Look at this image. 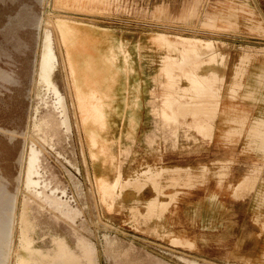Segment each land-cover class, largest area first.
I'll return each mask as SVG.
<instances>
[{"label": "rangeland", "instance_id": "1", "mask_svg": "<svg viewBox=\"0 0 264 264\" xmlns=\"http://www.w3.org/2000/svg\"><path fill=\"white\" fill-rule=\"evenodd\" d=\"M54 2L0 0V264L14 263L20 206L33 248L41 254H19L30 255L34 264H264V153L249 147L245 130L240 136H223L236 128L233 118L246 116L247 128L264 117V109L253 111L257 96H264V0H70L64 9ZM47 16L75 19L113 41L110 51L104 45L95 50L101 62L93 58L96 72L106 78L104 56L110 54L111 77L101 80V89H75L67 66L70 48L60 42L62 55L59 36L50 29L65 125L54 108L55 96L38 84L40 27ZM215 16L218 20L211 23ZM148 37L157 55L145 49ZM188 38L202 44L190 46ZM216 51L224 62L202 68ZM244 55L250 57L244 87L231 97L233 73ZM209 70L223 76L212 140L186 125L176 135L166 131L153 109L176 107L179 82L186 86L177 107H195L210 88L198 73ZM79 104L89 116L112 119L105 163H91ZM121 107L131 109L130 124L136 119L137 128L121 125ZM35 110L29 145L40 152L44 187L40 194L30 191L22 197V159ZM159 168L179 173L154 171ZM187 173L191 186L184 181ZM252 175L257 176L255 185L235 189ZM95 176L112 183L110 195ZM175 177L182 181L172 186ZM158 181L165 194L176 196L157 215V201L147 204L155 195L151 187L141 193L134 189ZM169 198L159 197L162 202Z\"/></svg>", "mask_w": 264, "mask_h": 264}, {"label": "bare ground", "instance_id": "2", "mask_svg": "<svg viewBox=\"0 0 264 264\" xmlns=\"http://www.w3.org/2000/svg\"><path fill=\"white\" fill-rule=\"evenodd\" d=\"M54 4L56 6L69 7L70 3L68 0H54ZM85 3L89 0H82ZM97 2L98 0H91V2ZM102 3H106L107 0H100ZM53 4V5H54ZM54 5V6H55ZM60 9V8H59ZM61 9V10H63ZM67 10V9H66ZM72 10V9H71ZM74 11V9H73ZM51 14V13H50ZM52 15V14H51ZM64 15V14H62ZM59 16V15H58ZM68 16V15H67ZM67 16H60L55 20H50V17L47 19H43L41 22V29L43 33V43H42V51L41 58L38 69V84L39 86L47 83L53 76L55 72L57 63V56L54 47L55 40L53 39L51 28L56 30L57 36H59V48L62 45L68 50L67 54V66L69 68L72 83L76 89V86H80L83 89L92 88L97 86L98 89H101V80L108 79L111 77V59L110 54L104 56L106 59V78L101 76V70L96 72L95 61L93 58L98 59L101 62V58L99 55H96L95 50H100L101 46L104 45L108 48L112 46L111 40L108 39L107 35L99 34L95 30L91 29V27H87L85 23L79 22L75 19L65 18ZM70 16V15H69ZM93 27V26H92ZM61 42V43H60ZM74 51V52H73ZM110 53V52H109ZM63 55V50H62ZM68 75V74H67ZM86 77H89L87 80ZM69 82V76H68ZM69 89L71 92V86L69 83ZM72 96V95H71ZM82 99V98H80ZM61 102V99L59 100ZM73 101V100H72ZM80 103H82L80 101ZM79 119L82 123L83 132L85 134V138L87 140V145L90 150L91 163L95 164L98 161L105 163L108 158V144L106 140V133L109 128V124L107 120L102 116H89L88 113L84 110L79 104ZM73 107H75L73 102ZM76 116V114H75ZM34 116L30 119V126L32 127ZM29 126L30 133L28 132L26 137V143L28 144L23 155L22 163L24 161L22 172H21V186H22V197L26 192H35L40 187V183L36 181V178L39 177L37 173V169L34 170V167L29 165L30 160L34 154H37L35 151V146L30 145L31 140V127ZM111 164L113 160L111 159ZM105 176H95L98 185H100L101 189L108 190V195L111 194L112 183L108 180H103ZM106 182V183H105ZM99 189V188H98ZM40 194V192H39ZM28 219L24 215V210H22L20 206L19 217L16 221L17 226V245L13 253V264H34L33 260L30 258V255L21 256L19 253L21 251L26 254L35 253L36 255H40L41 251L34 249V241L30 236ZM62 251L67 255L69 253L68 250H65L61 244Z\"/></svg>", "mask_w": 264, "mask_h": 264}, {"label": "crops", "instance_id": "3", "mask_svg": "<svg viewBox=\"0 0 264 264\" xmlns=\"http://www.w3.org/2000/svg\"><path fill=\"white\" fill-rule=\"evenodd\" d=\"M97 2L102 3L100 0ZM97 2L92 1V3L94 4H97ZM83 3L85 2L83 1ZM209 20L212 23L214 20H218V17L215 16L214 18H211ZM186 42H189L190 46H197L199 44H202L201 39H195V38H188ZM143 44L145 45V49H150V51H152L155 55H157L156 45L152 42L151 39H149V37L143 41ZM213 47H215L214 44H213ZM216 53L217 55L214 57L207 56L205 58L207 60L205 61L206 65L203 66L202 68L210 67L214 65L215 63L220 64L224 62V56L218 53L217 51ZM212 58H214L215 60L209 61ZM240 61L241 63L236 66V69L233 73V82L231 83V86L229 88V94L231 97L235 96V94H237L238 91L244 87L242 81H243V76L246 72V67L250 61V57L248 55L241 56ZM57 68H58V65L56 66L55 72L57 71ZM55 72L53 73V76L51 78V83L60 92L58 86L54 82ZM258 72L259 70H256L251 75L250 80L252 79L253 85L255 83V79H256ZM198 74L200 77H204L207 81H209V85H210L209 92L205 94L204 99H198L197 100L198 102L195 107H193L192 104H190L188 107L186 106L177 107V103L181 101V95H182L181 90H183V88L186 86V85L182 86L181 83L179 82L178 84H176V107H157V108L155 107L153 109V115L155 119L158 121V123L161 124L165 128L166 131L170 130V132L174 135H176L179 132L180 130L179 127H185L186 125L188 129H191L197 132L204 138H208L207 140H212L213 135H214V130H215L214 121L219 113L221 88H222L221 86L223 83V76H220L217 72L213 70H209L206 73H200L199 71ZM190 96H192V93H190ZM246 96L250 97L251 93H247ZM257 97L259 98L258 100L259 102L254 104L255 106L253 107V111L264 109L263 108L264 107V96L259 95ZM113 108L115 109V107H112L111 110H114ZM120 111L123 113L120 119L121 125L123 124L125 128L126 127L129 128L131 126L137 128L139 126L138 121L136 119H134L133 124H130L129 113L131 112V109H129L128 107H121ZM110 118L111 117H109L108 119L109 128H110V124L112 120ZM186 118H189L190 120L185 122ZM231 122L236 124V128L226 131L225 134H223L225 138H229L231 136H240L245 130L246 137L249 141V147L252 149L254 148L255 150H258L264 153V117L253 120L252 123H250V125L247 128H246V124H247L246 116H240V117L233 118ZM121 133H124L123 138L125 139L126 131L121 130ZM149 141L153 142V140L150 138H149ZM147 170H150V168L143 170L142 172L147 171ZM162 170L176 171V173H179L177 169H167V168H159V169H155L154 171H162ZM203 170L206 171V168H204ZM180 181H182L180 177H175V182H171V184L172 186H176ZM184 181L186 183V186H191L192 179L188 173L186 174ZM256 182H257V176L252 175L249 177H245L235 189L238 190L241 187H246V186L252 187L253 185L256 184ZM148 186L151 187L155 195L151 199L148 200L147 204H149L152 201H157L156 214L158 215L160 209L163 206L167 205V209H168L169 205L175 200L176 195L174 196L173 199H171V197L175 193L165 194L164 186H162L159 181L157 183H148L141 191H137L136 189L134 190L137 193H141ZM129 189H133V188H129ZM162 195H168L170 197L169 198L170 200L167 202H162L159 199V197ZM171 239H176V241L180 242L181 245L183 246L184 245L190 246V247L192 246L190 242H187V241L184 242L180 238L172 237Z\"/></svg>", "mask_w": 264, "mask_h": 264}, {"label": "flooded vegetation", "instance_id": "4", "mask_svg": "<svg viewBox=\"0 0 264 264\" xmlns=\"http://www.w3.org/2000/svg\"><path fill=\"white\" fill-rule=\"evenodd\" d=\"M43 88H47L48 89V92L53 94L55 96V99L57 101V103H55V110L58 111V114H60L61 116V121H62V125H65V114H64V110H63V100H62V96L60 94V92L54 87V85L51 83V79L50 81H48L47 83L41 85ZM61 99V102L59 101ZM34 118H33V122H32V125L34 123V121H36L37 117H38V113H37V110H35L34 114H33ZM31 130H32V127H31ZM29 148H30V145H29ZM37 154H34L32 156V159L30 160L31 162H29V165L33 166L34 167V170L37 171V173L39 174V177L41 176L40 175V172H39V162H40V152L35 149V151ZM39 177L36 178V181H38L40 183V187L39 189H37V191L39 192L41 190L42 185H44L42 182H40L39 180ZM47 188V186H46ZM48 191L51 192V195L53 196L54 194H56V191H54V188L51 187H48Z\"/></svg>", "mask_w": 264, "mask_h": 264}]
</instances>
